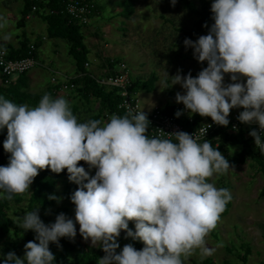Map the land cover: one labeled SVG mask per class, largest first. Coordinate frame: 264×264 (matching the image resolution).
<instances>
[{
    "label": "clouds",
    "instance_id": "obj_1",
    "mask_svg": "<svg viewBox=\"0 0 264 264\" xmlns=\"http://www.w3.org/2000/svg\"><path fill=\"white\" fill-rule=\"evenodd\" d=\"M171 3L175 6L176 0ZM211 12L208 34L195 42L184 40L194 59L207 67L196 77L181 70L167 74L170 87L184 90L176 102L190 115L211 118L219 126H228L232 109H243L238 120L259 126L249 135L264 152V0H214ZM225 75L231 80L227 85ZM164 87L170 88L167 82ZM149 124L144 111L113 114L107 122H78L64 97L44 94L38 106L29 108L0 96V130L7 129L3 149L9 154L7 166H0V196L29 192L45 169L67 170L69 182L78 186L70 197L74 220L60 213L46 225L39 207L16 217L24 233L36 234L35 241L25 244L23 258L9 252L3 264H53L50 243L59 248L61 238L74 240L77 224L80 236L104 252L97 264H184L195 249L210 254L205 238L232 197L209 180L232 166L210 141L198 143L183 131L160 130L174 140L150 138ZM48 199L60 203L62 197ZM121 232L142 242L143 249L127 244L117 253Z\"/></svg>",
    "mask_w": 264,
    "mask_h": 264
},
{
    "label": "rangeland",
    "instance_id": "obj_2",
    "mask_svg": "<svg viewBox=\"0 0 264 264\" xmlns=\"http://www.w3.org/2000/svg\"><path fill=\"white\" fill-rule=\"evenodd\" d=\"M92 1L98 8L100 7V11L86 27L81 29L85 47L89 51L87 59L91 60L92 55L97 57L93 65L99 67L100 73L108 70L107 60L115 59L127 64L133 73V78L136 76L148 80L151 74L155 75L153 91L151 93L139 91L136 94L139 106L144 110L152 106L153 104L149 105L151 103L160 106L183 105L176 102V94L178 92L184 94V90L180 85L170 87L171 81L167 74L172 77L177 74V70H181L182 75L191 72L192 76L196 77L203 68L207 67L206 62L201 64L194 59L191 48L186 49L184 43L177 44L178 37L182 35L180 30H193L196 17L185 10L178 1L173 6L171 0H133L134 12L128 18L119 14L121 8L117 3L123 0ZM192 1L197 4V0ZM21 11V0H0V38L12 46L26 40L31 43L38 42L37 52L39 56L44 57L41 58L42 61L45 59L51 61V53L56 51L59 56L56 62L53 60L52 62L60 71L67 68L65 63L74 65L63 41L55 40L58 47L53 50L54 40L46 38L45 24L41 19L33 16L30 21H23V26H17L21 19ZM203 35L207 34L202 31L191 40L195 42ZM45 70L41 77L43 82L39 87L42 91L53 76L62 80L59 77L62 74L51 75ZM226 76L225 85L231 83L230 77ZM164 82H167L170 88L165 89ZM30 90L34 93H43L40 89L30 88ZM59 95L69 103L72 102L69 91L61 92ZM78 105L80 107V114L76 113L78 120L81 117L87 121L96 111L93 103L83 106L82 102H79ZM239 110L243 111L240 108ZM239 151L240 147L224 149L221 153L232 169L226 174L214 175L209 180L217 189H227L232 197L227 215L219 219L216 228L205 238V246L211 250V253L205 255L200 249H195L184 260V264L205 258L217 264L228 261L232 264H240L237 255H242L247 247L250 250L247 264L264 262V193H262L264 176L259 172V166L250 158H247L242 165L232 164L229 159L236 157ZM23 204L24 202L22 206ZM64 204L63 201L60 203L55 201L52 208L59 212ZM49 216L40 215V218L44 222ZM70 217L74 220L75 214H71ZM50 218L55 220V215H51ZM85 242L91 245L90 240ZM117 242L120 245L117 250L129 244L127 238ZM130 242L134 244L137 240L130 239ZM4 244L5 241L0 239V247ZM11 251L13 252V249ZM3 256L0 250V264H3Z\"/></svg>",
    "mask_w": 264,
    "mask_h": 264
},
{
    "label": "trees",
    "instance_id": "obj_3",
    "mask_svg": "<svg viewBox=\"0 0 264 264\" xmlns=\"http://www.w3.org/2000/svg\"><path fill=\"white\" fill-rule=\"evenodd\" d=\"M68 0H21L22 11L21 19L18 21L17 26L21 27L24 18L29 14L39 16L46 24L47 37L49 39H61L67 46V54L73 60L74 63V75L68 80V86L72 85L69 103L71 111L76 116V113L80 114L79 102L82 105L93 103L96 106V111L88 117L90 119H99L103 122H107L113 114L124 116L122 111L117 109L121 101L118 89L108 88L100 85L96 78H94L88 71L85 64L88 63L87 55L89 51L84 44V36L81 29L87 25H79L70 20L63 11L64 6ZM80 1V0H79ZM92 2L95 7V11L91 19L96 14H99L97 4L92 0H86ZM182 7L196 17L194 23V29L185 31L180 30L182 35L178 37L177 44L184 43L186 38L192 39L194 36L199 35L202 31L208 34L209 28L214 23L212 20L211 4L214 0H197V4L192 0H176ZM121 8L119 14L128 18L134 12L133 0H123L117 3ZM34 8V12H33ZM207 25L208 27H205ZM27 42H20L19 47L14 49L11 46L2 47L8 51L9 56L13 59H21L27 56L28 48ZM35 45V44H34ZM33 56L36 58V46ZM119 60H108L107 67L108 72L104 77L116 75L114 67L121 63ZM26 73L17 77V79L8 85L0 84V96L12 101L17 105L27 104L29 108L38 106L40 99L44 94H49L53 99L63 97L59 95L62 91L60 80L57 84H51V89L43 93H32L29 91ZM78 76V77H75ZM131 79V85L129 90L137 94L139 91H145L151 93L153 91V85L155 84V75L149 76L148 80L144 78L136 77ZM227 76L225 75V80ZM68 101V100H67ZM166 113H172L173 106H164ZM179 121L184 125L187 130H191L197 126L202 118L195 117L194 125H188L182 117H178ZM205 118V117H203ZM83 118L79 117L78 122H87ZM219 134L220 141L217 147L220 152L229 147H240L239 153L236 157H232L230 162L232 164L242 165L246 162L247 158L252 159L258 166L259 172L264 176V152L254 148L253 141L250 137H247L243 132H231L221 131ZM7 137V129L0 130V166H7L9 162V154L3 149V143ZM212 147H213V143ZM85 167L86 171L88 166L81 162V165ZM95 174V169L90 171V175ZM77 185L69 182L67 170L60 174L52 173L49 169L40 171L39 175L34 179L32 185L29 188V192L22 195H14L11 199H6L0 196V239L5 241V244L0 247L3 255L6 256L9 252H13L23 258L25 254V244L29 241H35V233L28 231L24 233V230L18 226L16 217H22L25 213L34 211L39 207V215H55L64 213L67 217L71 218V214H75V205L71 202V195L77 189ZM262 193H264V186ZM56 195L62 197L64 204L61 211L53 209L52 206L55 201L48 199L49 195ZM24 202L23 206L22 203ZM21 205V206H20ZM17 207V208H15ZM230 208V201L226 205L225 211L221 214V217L227 215ZM16 209V210H14ZM19 211V213L17 212ZM47 216V215H46ZM45 217L44 223L46 225L54 223L52 218ZM129 229L135 231L134 222H129ZM76 230L79 233V225L76 226ZM126 238V233L121 232L117 241H121ZM129 244H131L137 251L142 250L143 243L137 240L136 243H131L127 238ZM38 242V241H37ZM61 247H57L56 244L49 245L50 251L55 256L53 264H97L99 258L104 256V252L98 247H91V245L84 241L79 235H76L74 240L68 238H61L59 241ZM140 244V245H139ZM122 250V249H121ZM121 250H117L119 253ZM249 247L246 248L242 255H237V259L240 264H247V258L249 256ZM3 256V257H4ZM191 264H217L209 258L193 261ZM222 264H232L229 261ZM264 264V262L260 263Z\"/></svg>",
    "mask_w": 264,
    "mask_h": 264
},
{
    "label": "built area",
    "instance_id": "obj_4",
    "mask_svg": "<svg viewBox=\"0 0 264 264\" xmlns=\"http://www.w3.org/2000/svg\"><path fill=\"white\" fill-rule=\"evenodd\" d=\"M94 11L95 7L92 2H88L86 0H68L62 12L69 16L71 21H74L79 25H88ZM29 18L30 14L25 17L26 20ZM27 48L28 54L26 57L21 59H13L9 56L8 51L0 47V84L8 85L15 81L18 76L28 73L29 71L38 67V61L33 56V52L35 51L34 43H28ZM85 66L88 67V64H85ZM116 67V75H110L99 79L96 78V81L102 86L118 89L119 95L122 99L117 106V109L122 111V113L127 114L129 111H131L133 114H135L137 112L144 111L148 120L150 121L146 133V135H148L150 138L159 135L161 138H170L174 140L173 137L164 136L162 133H160V130H163L165 133L183 131L190 135L194 134L198 143L202 144L205 140L210 141V143H213V148L215 149L219 146L220 141L218 133L221 131H231L236 133L241 131L247 137L252 139L255 149L261 150L256 146L253 137L249 135L252 130L259 132V126L256 123H241L238 120V116L240 114L239 108L231 110L228 117L229 124L226 127L216 125L213 123L211 118H203L199 114L190 115L184 110V105H174L172 113H166L165 107L160 105H152L144 110L139 106L136 94L129 90L131 85L130 77L133 75L132 71L128 68L127 64L122 62ZM59 77L62 78V80H60L62 91H70L72 89V85L68 86V80H70V77L66 75ZM58 80L59 79L57 77L53 76L50 82L51 84H57ZM177 111H181L183 113L180 117H182L184 121L190 126L194 125L195 117L202 118V121L191 130H187L179 121V118L176 117L175 114ZM207 125H211V127L207 128ZM262 139H264V136H262Z\"/></svg>",
    "mask_w": 264,
    "mask_h": 264
},
{
    "label": "crops",
    "instance_id": "obj_5",
    "mask_svg": "<svg viewBox=\"0 0 264 264\" xmlns=\"http://www.w3.org/2000/svg\"><path fill=\"white\" fill-rule=\"evenodd\" d=\"M33 16H36L37 18H39V19H41L39 16H37V15H34V14H30V18L29 19H27V20H23V21H30L31 20V18H33ZM21 18V17H20ZM42 20V19H41ZM93 20V19H92ZM42 22L45 24V22L42 20ZM21 26H23V24H21ZM45 29H46V24H45ZM46 38L47 39H49L48 37H47V31H46ZM4 39L3 38H0V47H7V46H11V47H13L14 49H16V48H18L19 47V44H20V42L18 43H16L14 46H12L11 44H7L5 41H3ZM51 40H54V42H53V46H52V48H53V50H55V49H57V47H58V45H57V43L55 42V40H61V39H51ZM61 41H63V40H61ZM26 42L27 43H31V42H28L27 40H26ZM64 42V41H63ZM32 43H34L35 44V46H36V59H37V61H38V67H36L35 68V70L32 72V73H29L28 75L26 74V78H27V84H28V88H29V91L30 92H32L31 90H30V88H33V89H35V90H41L42 88H39V87H41V83L43 82V80H42V73H43V71L46 69L47 71H49V73H51V75H53V74H56V75H66V76H69V77H71V76H73L74 75V70H75V67H74V65H71V64H69V63H65L66 65H67V68L66 69H63V70H59L58 68H57V66L52 62V60L53 61H57V56H59V54H57V52L56 51H52V53H51V57H52V60L51 61H48L47 59H45V60H41V58H43L44 59V57L43 56H39L38 55V52H37V50H38V42H36V41H33ZM65 43V42H64ZM66 45V44H65ZM66 49H67V46H66ZM46 58H48V57H46ZM97 57H95V56H93L92 55V59L91 60H89L88 59V67H87V69H88V71H89V73L94 77V78H97V79H99V78H102V77H104L105 76V74L108 72V70H103L102 71V73H100L101 71H100V69H99V71H98V68H97V66H94L93 64H94V60L96 59ZM50 59V58H49ZM106 60V59H105ZM105 60H104V62H105ZM108 61V60H107ZM64 65V64H63ZM106 65H107V62H106ZM89 66H90V69H89ZM108 68V67H107ZM42 69V70H41ZM45 70V71H46ZM114 70H116V68L114 67ZM53 73V74H52ZM0 79H1V77H0ZM31 81H34L33 83L31 82ZM38 86V87H37ZM43 91L41 90V92H46L47 90H49V89H51V84L49 83V84H47V85H45L44 87H43ZM32 93H34V92H32ZM153 102V101H152ZM154 105V103H151V104H149V105ZM147 108V107H146Z\"/></svg>",
    "mask_w": 264,
    "mask_h": 264
}]
</instances>
